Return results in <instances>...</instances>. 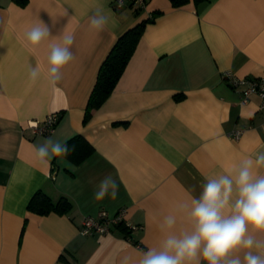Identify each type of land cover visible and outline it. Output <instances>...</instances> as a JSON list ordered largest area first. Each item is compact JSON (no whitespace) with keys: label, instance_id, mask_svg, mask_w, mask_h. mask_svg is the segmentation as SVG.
<instances>
[{"label":"crops","instance_id":"crops-1","mask_svg":"<svg viewBox=\"0 0 264 264\" xmlns=\"http://www.w3.org/2000/svg\"><path fill=\"white\" fill-rule=\"evenodd\" d=\"M97 7L110 17L100 34L88 24ZM152 17L111 95L84 125L113 44ZM39 19L52 37L63 31L75 37V59L55 87L47 78V55L48 44L59 39L42 43L35 55L24 42ZM29 65L41 69L34 84ZM228 75L264 76V0H190L180 8L148 0L138 15L113 9L110 0H28L23 7L0 0V264H124L125 258L136 264L141 250L161 240L159 221L177 202L198 196L205 177L264 152L261 99L253 95L240 104ZM51 113L60 115L52 133L36 136L26 128ZM76 136L94 148L81 164L62 156L50 165L37 162L34 145ZM108 175L118 184L117 197L96 200ZM37 192L54 203L66 197L72 209L31 212ZM120 209L139 229L79 233L84 217Z\"/></svg>","mask_w":264,"mask_h":264},{"label":"clouds","instance_id":"clouds-1","mask_svg":"<svg viewBox=\"0 0 264 264\" xmlns=\"http://www.w3.org/2000/svg\"><path fill=\"white\" fill-rule=\"evenodd\" d=\"M109 23L110 17L99 7L88 18L89 29L96 34ZM55 38L60 42H50L47 55V78L53 87L75 59L74 34L63 31L52 37L51 28L40 19L24 34L25 46L33 55L42 43ZM40 75L39 65H29L30 83H36ZM73 150L66 141L51 137L33 146L41 165H50L54 157ZM117 194L118 184L108 175L99 182L94 198L110 195L115 199ZM158 227L161 240L141 250L136 264H264V152L245 156L228 171L205 177L200 194L177 202Z\"/></svg>","mask_w":264,"mask_h":264},{"label":"trees","instance_id":"trees-1","mask_svg":"<svg viewBox=\"0 0 264 264\" xmlns=\"http://www.w3.org/2000/svg\"><path fill=\"white\" fill-rule=\"evenodd\" d=\"M19 6H25L28 0H13ZM173 8H180L189 3L190 0H169ZM134 14L141 13L138 9H133ZM159 14V13H157ZM156 14V15H157ZM153 21V17L145 19L132 28L125 31L113 44L109 53L103 60L97 75L93 90L88 99L83 124L86 125L92 112L97 110L111 95L115 85L122 76L129 60L143 35L146 26ZM74 148L67 156H62L73 165H79L90 157L94 148L81 136H76L67 142ZM28 210L38 215H47L51 212L66 214L72 209V204L66 197H60L57 202H52L46 195L37 192L28 204ZM123 227V226H118ZM124 230H127L123 227ZM129 234V233H128Z\"/></svg>","mask_w":264,"mask_h":264},{"label":"built area","instance_id":"built-area-1","mask_svg":"<svg viewBox=\"0 0 264 264\" xmlns=\"http://www.w3.org/2000/svg\"><path fill=\"white\" fill-rule=\"evenodd\" d=\"M110 2L113 9L130 8L143 12L148 0H123L122 6H120V0H110ZM228 78L230 86L240 93V104H246L251 96L256 95L261 99L260 110L264 112V76L257 78H236L228 75ZM59 119L60 115L58 113H51L42 121L28 122L26 128L36 136L48 135L53 132ZM240 134V131H236L232 136L234 139H238ZM124 216L125 209H120L113 215L100 210L96 215L86 216L82 219L79 233L82 236L106 235L111 232L112 227L118 226L125 227L129 232L139 229L137 226L125 222ZM131 242L140 247L138 243Z\"/></svg>","mask_w":264,"mask_h":264}]
</instances>
